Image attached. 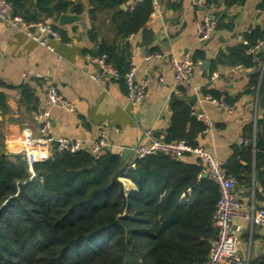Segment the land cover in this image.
Returning a JSON list of instances; mask_svg holds the SVG:
<instances>
[{"label":"crops","instance_id":"crops-1","mask_svg":"<svg viewBox=\"0 0 264 264\" xmlns=\"http://www.w3.org/2000/svg\"><path fill=\"white\" fill-rule=\"evenodd\" d=\"M26 2L40 18L53 23L54 18L38 12L35 0ZM58 0H41L43 7L56 5ZM80 5L83 13L81 23L62 27L63 37L49 39L53 52L43 48L23 32L0 20V150L9 155H23L21 140L35 138L39 134L33 116L48 110L52 122V135L89 142L105 132L106 147L120 157L125 150V164L133 160V151L151 139L165 138L178 106L190 110L199 108L205 95L224 97L231 107L228 113L222 108L203 103L213 129L195 135L197 148L208 154L225 170L234 148L255 145L257 121L264 113V44L256 52L258 64L248 69L241 66L217 64L221 54L239 44L238 36L250 34L258 40L264 35V0H245L228 8L218 6L212 12H223L221 27L216 28L204 42L197 40L196 28L207 11L194 4V0H152L153 11L144 30L150 40L143 44L141 32L129 36L131 57L136 63V77L149 78L144 100L131 107L126 99L124 81L110 79L85 56L97 51V43L110 42L111 29L103 14L91 23L87 11L88 0H64ZM135 0H128L126 9ZM222 0L219 5H222ZM216 6V7H217ZM54 11V10H53ZM217 17V16H216ZM218 20V18H217ZM92 25V26H91ZM96 39L91 40L87 31L93 27ZM157 53L158 58L146 60L148 54ZM171 58H189L195 63L191 78L184 86H176L170 65ZM195 58V59H194ZM207 63L205 68L202 65ZM98 74L99 83L90 76ZM256 74L258 78H256ZM44 81L53 82L59 94L72 105L71 111L58 108L47 109L41 89ZM195 98L193 105L188 101ZM186 130L189 131L188 128ZM152 133L151 139L145 132ZM182 163L194 165L199 158L186 154ZM244 164V161H240ZM204 163V162H203ZM254 163V162H253ZM206 174V164L203 173ZM201 174V175H202ZM125 189L137 190L128 179L121 178ZM264 164L255 176L254 164L251 186L236 184V196L243 207L264 208ZM184 196L181 197V200ZM240 243L238 257L245 264L259 262L264 257V229L252 226L248 221L235 219L231 224Z\"/></svg>","mask_w":264,"mask_h":264},{"label":"trees","instance_id":"trees-1","mask_svg":"<svg viewBox=\"0 0 264 264\" xmlns=\"http://www.w3.org/2000/svg\"><path fill=\"white\" fill-rule=\"evenodd\" d=\"M8 1L25 22H44L26 2ZM244 1L222 0L218 6L228 8ZM127 2L88 0L87 11L91 23L99 14L108 21L112 39H101L92 55L104 54L120 81L131 57L127 39L141 32L143 44L149 42L150 33L144 27L153 11L152 0L121 9ZM53 10L56 15L83 13L80 5L64 0H58ZM216 16L219 28L224 14ZM51 27L63 37L56 19ZM87 34L96 39L94 26ZM244 38L248 45L239 42L219 55L216 63L255 68L257 51L252 55L248 50L264 42V35L258 40L250 34ZM175 110L165 141H184L195 147L202 124L188 107ZM257 128L254 147L234 148L225 167L239 186L250 187L253 164L255 176L264 164V113ZM203 165L200 159L187 165L154 154L137 159L130 169L120 167L118 155L104 151L96 157L86 152L55 154L30 168L22 154L7 155L0 150V264H205L210 240L216 235L212 215L219 193L207 176H201ZM121 178L137 190L124 201L113 183ZM250 264H264V257Z\"/></svg>","mask_w":264,"mask_h":264},{"label":"built area","instance_id":"built-area-1","mask_svg":"<svg viewBox=\"0 0 264 264\" xmlns=\"http://www.w3.org/2000/svg\"><path fill=\"white\" fill-rule=\"evenodd\" d=\"M220 0H194V4L204 7L207 11L203 20L197 25L196 35L199 42H204L211 33L217 28V17L212 12ZM142 0H135L130 6L141 3ZM0 20L7 25L23 32L31 40L53 52V47L49 44V39H60L59 34L53 30L51 23L38 22L27 23L23 18L15 14L12 4L8 0H0ZM238 41L243 45H248L243 35L238 36ZM264 44L259 42L249 48V54L255 52ZM159 54H148L145 59L151 60L158 58ZM85 58L95 64L104 76L118 80L119 73L112 63L107 62L106 56L88 54ZM170 65L173 71L174 83L176 86H184L191 78L195 69V63L189 58H171ZM90 78L99 83V75H91ZM126 86V99L131 107L138 106L145 97L146 89L149 85V78L136 77V63L133 57L129 58L128 70L123 76ZM41 89L45 98L47 109L58 108L71 111L72 105L69 101L59 94L56 85L50 81L41 83ZM203 103L216 105L226 112H231V107L224 101V97L219 99L210 95H205L201 99L199 108H193L191 115L202 124L203 132L207 133L213 129V124L205 112ZM33 120L38 124L39 134L35 138H25L21 140L22 153L27 165L32 168L36 163L45 162L55 154H75L86 152L93 156H98L106 147L105 132L101 131L98 138L89 142L79 139L59 137L52 135V122L48 110L33 116ZM145 136L151 139L152 133L145 132ZM54 150V153H52ZM162 154L173 159H181L186 154H192L206 164V176L218 187L219 197L212 215L213 227L216 235L210 240V248L205 264H245L238 257L237 248L240 243L234 235L231 224L235 219L248 221L252 226H264V208L255 209L253 206L243 207L237 198L234 188L237 184L233 176L226 174L225 169L200 148L192 147L184 141H165L162 137L158 140L151 139L150 144L139 145L133 151V160L126 163L127 168H134L137 159L149 155ZM34 174H31V178Z\"/></svg>","mask_w":264,"mask_h":264},{"label":"water","instance_id":"water-1","mask_svg":"<svg viewBox=\"0 0 264 264\" xmlns=\"http://www.w3.org/2000/svg\"><path fill=\"white\" fill-rule=\"evenodd\" d=\"M35 5H36V8L40 14L56 19V24L60 28H62L64 26H70V25L75 24V23H81L83 20L82 16L71 14V13H63L60 15H56V13L52 10V8L43 7L41 5V0H35ZM121 9L126 10V6L121 5ZM206 65H207V63H204L202 65V68L204 69ZM194 102H195V98H192V100L188 101V104L193 105ZM52 153H54V150H52ZM127 153L131 154V150H125L123 152V156L120 160V167H124L126 165L125 161H126ZM92 165L93 164H91V166ZM86 169H87L86 167L83 168V170H86ZM201 176L206 177V174H202ZM113 183H115L119 186V194H120L121 198L123 199V201L127 197H131L132 193L129 194L126 192L121 180L115 179V180H113ZM236 189L237 188L235 187L234 190H236ZM263 229H264V226H263Z\"/></svg>","mask_w":264,"mask_h":264},{"label":"bare ground","instance_id":"bare-ground-1","mask_svg":"<svg viewBox=\"0 0 264 264\" xmlns=\"http://www.w3.org/2000/svg\"><path fill=\"white\" fill-rule=\"evenodd\" d=\"M126 192L129 193V194L133 193V192H131L130 189H126ZM132 195H133V194H132Z\"/></svg>","mask_w":264,"mask_h":264},{"label":"rangeland","instance_id":"rangeland-1","mask_svg":"<svg viewBox=\"0 0 264 264\" xmlns=\"http://www.w3.org/2000/svg\"><path fill=\"white\" fill-rule=\"evenodd\" d=\"M126 190V189H125Z\"/></svg>","mask_w":264,"mask_h":264}]
</instances>
